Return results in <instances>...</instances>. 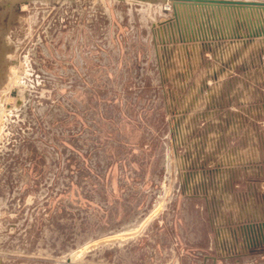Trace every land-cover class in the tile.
I'll use <instances>...</instances> for the list:
<instances>
[{
    "label": "rangeland",
    "instance_id": "1",
    "mask_svg": "<svg viewBox=\"0 0 264 264\" xmlns=\"http://www.w3.org/2000/svg\"><path fill=\"white\" fill-rule=\"evenodd\" d=\"M180 3L0 0V264H262L264 14Z\"/></svg>",
    "mask_w": 264,
    "mask_h": 264
},
{
    "label": "crops",
    "instance_id": "2",
    "mask_svg": "<svg viewBox=\"0 0 264 264\" xmlns=\"http://www.w3.org/2000/svg\"><path fill=\"white\" fill-rule=\"evenodd\" d=\"M181 7H183V3L179 4ZM204 7L207 9L208 14L210 11H212L213 9L215 11L219 10V12L223 13V17L225 16V14H233L234 16H237V18L241 19V15H251L254 14L255 12H261L262 14H264V8H260V7H254V6H234V5H224V4H219V5H211V4H204ZM203 7V8H204ZM221 22V21H220ZM260 23H256L255 27L256 30L258 28H260ZM219 29H218V33H222L225 37L228 38H233L234 35H240L239 32H235L234 34L232 33V26L229 23L228 24H222L219 23L217 24ZM251 30L252 32L256 31L253 30L254 25L250 24ZM250 33V32H249ZM247 34H243V35H248ZM264 33V30L263 32ZM221 35V34H219ZM206 37V36H205ZM212 36H208L207 38H211ZM220 37V36H219ZM230 235V237H229ZM222 241H221V246L225 248L229 247V241L231 239V241H233V246L231 247L232 249L237 248V249H241V250H250L251 252L253 251L254 253L258 254L259 251L261 249H264V221L263 222H251L249 224H242L237 226L236 228H231L228 231L225 230V233H223L222 236ZM261 260L260 263L264 264V255H261ZM254 259H256L255 257L251 258V261H253ZM254 262V261H253Z\"/></svg>",
    "mask_w": 264,
    "mask_h": 264
},
{
    "label": "water",
    "instance_id": "3",
    "mask_svg": "<svg viewBox=\"0 0 264 264\" xmlns=\"http://www.w3.org/2000/svg\"><path fill=\"white\" fill-rule=\"evenodd\" d=\"M172 3L176 2H182V3H192V4H211V5H234V6H254V7H260L264 8V1H258V0H168ZM261 33V32H260ZM256 34H259V32H253L249 33L248 36L252 37Z\"/></svg>",
    "mask_w": 264,
    "mask_h": 264
},
{
    "label": "built area",
    "instance_id": "4",
    "mask_svg": "<svg viewBox=\"0 0 264 264\" xmlns=\"http://www.w3.org/2000/svg\"><path fill=\"white\" fill-rule=\"evenodd\" d=\"M165 5H166V7H168L169 6V3L167 2V3H165Z\"/></svg>",
    "mask_w": 264,
    "mask_h": 264
},
{
    "label": "bare ground",
    "instance_id": "5",
    "mask_svg": "<svg viewBox=\"0 0 264 264\" xmlns=\"http://www.w3.org/2000/svg\"><path fill=\"white\" fill-rule=\"evenodd\" d=\"M190 4V3H189Z\"/></svg>",
    "mask_w": 264,
    "mask_h": 264
}]
</instances>
